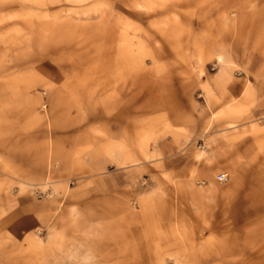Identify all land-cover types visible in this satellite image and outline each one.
Returning a JSON list of instances; mask_svg holds the SVG:
<instances>
[{
	"label": "rangeland",
	"instance_id": "1",
	"mask_svg": "<svg viewBox=\"0 0 264 264\" xmlns=\"http://www.w3.org/2000/svg\"><path fill=\"white\" fill-rule=\"evenodd\" d=\"M254 176L264 0H0V264H264Z\"/></svg>",
	"mask_w": 264,
	"mask_h": 264
},
{
	"label": "crops",
	"instance_id": "2",
	"mask_svg": "<svg viewBox=\"0 0 264 264\" xmlns=\"http://www.w3.org/2000/svg\"><path fill=\"white\" fill-rule=\"evenodd\" d=\"M255 179H257V186L255 188L254 187H250L246 193V199H248V204H252L249 206V210H261V206L263 207L262 205V202H261V199H264V191L263 190H260L259 188H261L260 185V182L262 181V179L264 180V176H254ZM238 193V192H236ZM150 198L149 197H137L135 198L136 200V204H137V208H130L128 207V205L126 204V202H120L119 205L121 204V210H152V207L150 205ZM228 200V203L229 202V198H226ZM125 203V204H124ZM258 203L259 206H257V208H254L255 206ZM231 205V204H230ZM229 208V206H228ZM228 210H231L230 208Z\"/></svg>",
	"mask_w": 264,
	"mask_h": 264
},
{
	"label": "built area",
	"instance_id": "3",
	"mask_svg": "<svg viewBox=\"0 0 264 264\" xmlns=\"http://www.w3.org/2000/svg\"><path fill=\"white\" fill-rule=\"evenodd\" d=\"M226 178H227V176H226L225 173H221V174H219L218 177H217L218 181H220V182H221V181H225Z\"/></svg>",
	"mask_w": 264,
	"mask_h": 264
}]
</instances>
